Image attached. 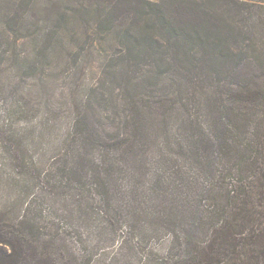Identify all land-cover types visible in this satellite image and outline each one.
<instances>
[{"label": "trees", "instance_id": "obj_1", "mask_svg": "<svg viewBox=\"0 0 264 264\" xmlns=\"http://www.w3.org/2000/svg\"><path fill=\"white\" fill-rule=\"evenodd\" d=\"M252 4L0 0V264H94L42 193L101 218L129 264H264Z\"/></svg>", "mask_w": 264, "mask_h": 264}, {"label": "rangeland", "instance_id": "obj_2", "mask_svg": "<svg viewBox=\"0 0 264 264\" xmlns=\"http://www.w3.org/2000/svg\"><path fill=\"white\" fill-rule=\"evenodd\" d=\"M170 1L172 0H165V2ZM249 2L254 4H252L253 19L246 23L247 28H249L251 32V35L249 34L246 38L248 40L252 39V42L258 50L256 47L252 50L247 49L243 52V57L244 59L248 58V60H264V0H249ZM220 49H223V47L220 46L219 48H216V51L218 52ZM1 64L2 63L0 62V67ZM238 66H240V62L236 65H231L228 68L230 71H234ZM253 69H255L254 65L246 68L247 72H250V70ZM4 78V75L0 74V86L2 84H8V80H5ZM6 104L7 102L4 99H0V111H5ZM1 115L2 113L0 112V116ZM7 184L8 182L6 183L5 180L1 181L0 179V204L5 200L1 194L3 186H6L4 190L5 194H11L13 191V187L7 186ZM39 197L43 201H46V209L53 213V217L56 219L60 220L59 216L64 215V217H66L69 215L73 223L78 222L79 227L77 233H71L68 237L76 252L86 256L89 255L94 264H129L130 257L128 253V244H121V239L111 240L108 238L102 229L103 222L101 221V218H94V222L88 219L86 220L85 215L80 216L78 214L82 212L78 211L77 205L68 210V206L59 197L56 199H48L43 193L39 194Z\"/></svg>", "mask_w": 264, "mask_h": 264}]
</instances>
